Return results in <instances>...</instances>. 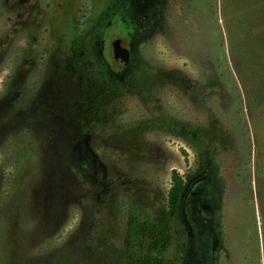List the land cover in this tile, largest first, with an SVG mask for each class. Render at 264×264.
<instances>
[{
    "label": "rangeland",
    "instance_id": "374dc122",
    "mask_svg": "<svg viewBox=\"0 0 264 264\" xmlns=\"http://www.w3.org/2000/svg\"><path fill=\"white\" fill-rule=\"evenodd\" d=\"M108 2L0 0V264H128L129 219L157 217L173 171L197 169L201 141L224 181L223 204L210 181H191L166 263L264 264L257 137L224 0H169L166 29L137 47L140 91L94 114L66 49ZM144 18L149 26L150 10ZM117 38L129 46L110 27L94 49L99 67V55L114 61ZM157 69L181 71L191 86ZM148 244L139 238L138 252Z\"/></svg>",
    "mask_w": 264,
    "mask_h": 264
},
{
    "label": "trees",
    "instance_id": "16d2710c",
    "mask_svg": "<svg viewBox=\"0 0 264 264\" xmlns=\"http://www.w3.org/2000/svg\"><path fill=\"white\" fill-rule=\"evenodd\" d=\"M168 3L169 0H109L84 36L74 34L66 49V60L86 83L91 113L100 112L124 93L140 91L137 74L144 71L146 65L145 60L138 55L137 47L142 41L166 29ZM230 9L237 10V15L234 16L233 12L230 14ZM148 10L151 11L152 21L144 27V14ZM224 15L231 54L245 86L256 131L260 202L264 208V0H224ZM112 26H117L128 40L131 61L128 65L116 64L107 55H99L102 56V65L99 67L93 58L94 49ZM155 71L160 77L180 87L191 86L181 71ZM216 135L222 146L230 147L233 143L232 135L223 126L218 127ZM197 161V169L188 173L186 178L176 170L173 171L167 201L161 202L156 218L129 219L125 238L129 249L128 264H167L165 252L172 240L173 221L182 212L185 194L192 180L210 181L215 195L223 204L224 181L216 159L205 142H200ZM139 238L149 241L143 254L138 252ZM185 248L186 245L183 251Z\"/></svg>",
    "mask_w": 264,
    "mask_h": 264
},
{
    "label": "water",
    "instance_id": "95a60500",
    "mask_svg": "<svg viewBox=\"0 0 264 264\" xmlns=\"http://www.w3.org/2000/svg\"><path fill=\"white\" fill-rule=\"evenodd\" d=\"M113 58L124 65L131 61V50L128 46L123 45L122 38H117L113 43Z\"/></svg>",
    "mask_w": 264,
    "mask_h": 264
}]
</instances>
